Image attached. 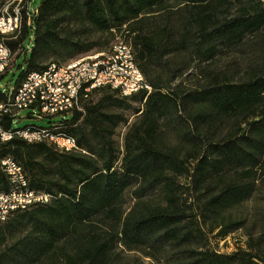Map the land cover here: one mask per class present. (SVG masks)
I'll return each instance as SVG.
<instances>
[{"label": "trees", "instance_id": "obj_1", "mask_svg": "<svg viewBox=\"0 0 264 264\" xmlns=\"http://www.w3.org/2000/svg\"><path fill=\"white\" fill-rule=\"evenodd\" d=\"M263 5L43 0L31 15L32 30L25 16L19 40L9 45L15 52L30 35L32 47L15 54L0 80L22 55L27 69L14 88L52 62L106 48L118 32L132 41L153 91L123 97L110 86L95 88L82 100L83 111L23 127L74 137L77 151L19 138L0 142V163L15 159L29 189L50 197L0 222V264H139L126 259L123 249L154 259L164 254L169 264H264V210L251 221L232 212L254 197L258 180L264 184V74L237 82L215 78L195 89L173 86L190 70L188 57L209 62L221 47L260 30ZM0 96L6 98L3 91ZM127 112L138 118L121 149L116 134L128 123ZM1 118L6 129L19 119ZM234 121H240L238 129L228 134L224 129ZM167 129L178 144L165 139ZM12 188L0 166V192ZM155 192L159 199L150 198ZM240 229L246 239L235 251L210 246L212 237L226 239Z\"/></svg>", "mask_w": 264, "mask_h": 264}, {"label": "built area", "instance_id": "obj_2", "mask_svg": "<svg viewBox=\"0 0 264 264\" xmlns=\"http://www.w3.org/2000/svg\"><path fill=\"white\" fill-rule=\"evenodd\" d=\"M32 0H8L0 8V77L6 73L14 55L26 42L13 51L9 41L19 40L24 18L27 27L31 25ZM32 41V36H30ZM107 51H101L74 59L64 64L50 63L44 70L27 74L18 88L3 91L6 98L0 96V142L19 138L27 143H48L61 151L79 150L76 138L55 134L47 128L33 129L2 126V116L12 115L21 119L20 113L26 109L38 111L34 116H70L75 110L83 111L82 100L95 88L110 86L124 96L138 94L141 91L151 93L153 87L148 83L136 57V50L129 39L122 35L116 38ZM1 81V80H0ZM14 127V126H13ZM13 184L12 190L0 192V222H4L14 211L25 210L36 203H45L48 194L37 193L29 189V182L23 167L12 158L2 159L0 163Z\"/></svg>", "mask_w": 264, "mask_h": 264}, {"label": "rangeland", "instance_id": "obj_3", "mask_svg": "<svg viewBox=\"0 0 264 264\" xmlns=\"http://www.w3.org/2000/svg\"><path fill=\"white\" fill-rule=\"evenodd\" d=\"M8 0H0V8L7 2ZM43 0H32L31 7L32 10H35L36 7H39ZM216 3H214L215 5ZM235 4V3H232ZM264 8V5H263ZM174 19L177 21V13L174 16ZM120 36V33L117 32L115 39H113L108 46L102 50L93 48L88 52L80 55L78 58L85 57L87 55H92L101 51H107L111 47V43H114L116 38ZM97 37H94L96 39ZM26 46L29 47V50L32 47V42L30 41V35L26 40ZM15 56V55H14ZM17 56V55H16ZM16 56L12 61L14 65ZM24 56H20L16 65L12 68L10 72H8L0 81V87L3 91H7L8 89H12L17 83V80L21 73L27 69V66L23 62ZM187 64L191 66L188 72L178 78L173 86H180L184 89H195L199 85L206 84L208 81L213 79H218L220 81H229V82H237L239 80L244 79L245 77L251 74H264V25L260 28V30L249 33L244 38L230 46L221 47L220 53L211 61L205 63L193 62V60L187 59ZM99 97V95L97 96ZM96 97V99H97ZM95 99V100H96ZM35 112L38 114V111H34L32 109H26L20 113V116L23 117L22 120L16 119L13 123L14 128H23L27 125L35 124L38 126H47L51 121H57L62 118V116H57L53 118H44V119H36L31 117V113ZM30 115L29 117H27ZM128 123L122 124L117 129L116 139L121 149L124 147V136L130 129V126L137 120L138 116H136L132 112H127ZM230 129L227 126L224 131H228V134L234 132L238 129L240 121L231 122ZM164 137L170 144L176 145L178 144V139L175 136L172 130H164ZM184 181V180H183ZM257 191L254 197L245 202L243 205L239 207H235L232 209L233 214L236 217L248 218L250 221L252 220V216L257 211L264 210V184L261 183L260 180L257 181ZM151 199H159V195L157 192L149 195ZM128 207H130L134 199L131 194L128 196ZM244 230L240 229L231 234L226 239H215L211 238V247L213 249H217L222 253H231L236 250L238 245L244 244L246 239V235L244 234ZM122 255L126 257V259L131 261H137L139 264H169L164 258V254L159 255L157 258H149L145 257L144 254L137 251H128L122 250Z\"/></svg>", "mask_w": 264, "mask_h": 264}]
</instances>
